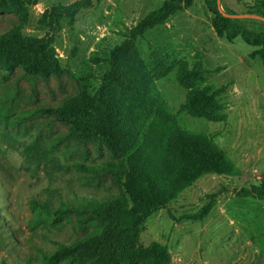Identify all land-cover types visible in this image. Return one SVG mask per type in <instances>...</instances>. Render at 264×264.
Listing matches in <instances>:
<instances>
[{"label":"rangeland","instance_id":"obj_1","mask_svg":"<svg viewBox=\"0 0 264 264\" xmlns=\"http://www.w3.org/2000/svg\"><path fill=\"white\" fill-rule=\"evenodd\" d=\"M76 1L7 0L0 11V35L21 27L22 38H52L47 78L27 75L19 67L0 68V264H46L44 255L58 245L109 223L83 211L58 220L51 214L46 223L35 224V216L46 215L40 207L31 208V200L48 201L56 209L77 198H120L108 172L74 168L105 161L116 165L128 156L106 138L90 136L104 127L96 105L83 127L31 111L56 107L80 92L92 99L110 69L111 50L166 0H94L91 9L72 20H60L59 27L45 25L46 12ZM181 1L190 5L137 42L147 73L144 84L155 97L150 119L161 128L170 121L184 133L211 137L234 171L229 176L200 177L167 210L153 214L126 246L146 248L157 243L166 247L170 264H264V202L237 197L242 189L264 180V68L251 57L256 48L240 38L232 43L217 38L205 0ZM256 1L219 0L218 5L221 14L228 10L239 20H264L249 12ZM242 25L264 35L263 25ZM182 68L200 72L203 81L195 87L207 86L217 94L220 122L194 118L182 110L188 92L177 81ZM61 138L64 141L48 158L25 157L26 147H48ZM211 196L213 208L202 221H175L199 212Z\"/></svg>","mask_w":264,"mask_h":264},{"label":"trees","instance_id":"obj_2","mask_svg":"<svg viewBox=\"0 0 264 264\" xmlns=\"http://www.w3.org/2000/svg\"><path fill=\"white\" fill-rule=\"evenodd\" d=\"M93 2L79 0L68 6L54 7L44 14V23L49 28L59 27L60 20L74 19L80 12L91 9ZM6 3L7 0H0V11ZM205 4L217 38L228 43L240 38L256 48L251 57L258 58L264 68V35L254 34L242 25L264 26V22L225 18L216 0H205ZM189 5V1L166 0L161 8L146 15L133 27L128 38L111 50L108 59L110 69L92 99L80 92L67 96L56 107H38L31 111L36 115L47 114L73 121L77 127H83L87 124L88 113L96 105L101 111L104 127L98 132H90V136L98 140L106 138L112 147L128 153L125 161L116 165L110 161L92 167L74 165L77 171L108 172L120 191L118 199L77 198L71 204L61 203L56 209L48 201H30L31 208L40 207L46 215L44 218L35 216V224L46 223L51 214L58 220L67 213L80 215L83 211L90 212L95 218L109 220L97 232L69 244L58 245L53 252L44 255L46 264H170L169 253L164 246L152 243L143 248L126 244L141 232L144 223L153 214L167 210L169 204L200 177L208 174L229 176L233 173V165L212 144L211 137L184 133L170 121L161 128L150 119L155 97L144 84L147 73L137 42L148 31L164 25ZM249 12L264 19V0L256 1ZM224 13L235 16L228 10ZM20 30L21 27H14L0 35V68L13 70L19 67L27 75L47 78L51 74L48 68L52 38H22ZM177 81L179 86L188 90L182 106L185 113L211 123L222 120V107L216 100L217 94L207 86L195 87L196 83L203 81L200 72H187L182 68ZM63 141L64 138L58 139L48 147L28 146L25 157L48 158L53 148ZM213 196L199 212L184 215L175 221H202L213 208ZM237 197L264 202V180L257 187L242 189Z\"/></svg>","mask_w":264,"mask_h":264},{"label":"water","instance_id":"obj_3","mask_svg":"<svg viewBox=\"0 0 264 264\" xmlns=\"http://www.w3.org/2000/svg\"><path fill=\"white\" fill-rule=\"evenodd\" d=\"M218 2H219V0H217V4H218ZM225 18H232V19H236V18H238V16H229V15H226V14H222ZM257 19V18H256ZM257 20H261V21H263L264 22V20H262V19H257Z\"/></svg>","mask_w":264,"mask_h":264}]
</instances>
